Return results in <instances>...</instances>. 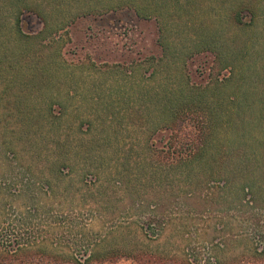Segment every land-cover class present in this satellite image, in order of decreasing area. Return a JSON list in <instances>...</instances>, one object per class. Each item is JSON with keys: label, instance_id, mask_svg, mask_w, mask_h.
I'll return each instance as SVG.
<instances>
[{"label": "rangeland", "instance_id": "obj_1", "mask_svg": "<svg viewBox=\"0 0 264 264\" xmlns=\"http://www.w3.org/2000/svg\"><path fill=\"white\" fill-rule=\"evenodd\" d=\"M6 241L264 264V0H0Z\"/></svg>", "mask_w": 264, "mask_h": 264}, {"label": "trees", "instance_id": "obj_2", "mask_svg": "<svg viewBox=\"0 0 264 264\" xmlns=\"http://www.w3.org/2000/svg\"><path fill=\"white\" fill-rule=\"evenodd\" d=\"M15 244H17V247L16 246L13 247L12 243H8L7 241L5 243L0 242V264H59L60 262L63 264H94V260H96L95 263L98 261V259L97 258L95 259V257L91 253H87L83 255L81 259L72 256L69 258L61 259L60 261L57 256H53L45 252L46 250H41L40 252L42 253V256L40 258H37L34 252L24 249L22 245L19 243H15ZM131 252H137V251H130L129 253ZM44 254L45 255L48 254V255L45 257ZM131 254L132 255H130V257H128L127 260L133 258L134 261L140 264H157V262L159 261L158 259L161 258L152 255L144 256L139 254L133 255V253ZM115 260L117 259H115L113 256V257H108L107 259L104 260L101 259L99 261L104 263L106 262L113 263V261Z\"/></svg>", "mask_w": 264, "mask_h": 264}]
</instances>
